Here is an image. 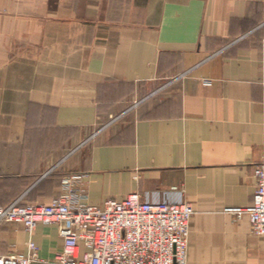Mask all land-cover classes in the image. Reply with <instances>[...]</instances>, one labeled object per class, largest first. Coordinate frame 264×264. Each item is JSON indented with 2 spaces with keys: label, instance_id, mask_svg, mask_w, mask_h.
<instances>
[{
  "label": "crops",
  "instance_id": "crops-1",
  "mask_svg": "<svg viewBox=\"0 0 264 264\" xmlns=\"http://www.w3.org/2000/svg\"><path fill=\"white\" fill-rule=\"evenodd\" d=\"M263 157L264 0H0V206L81 175L90 205L190 203L188 264H264L226 212L252 204ZM34 239L62 250L54 226Z\"/></svg>",
  "mask_w": 264,
  "mask_h": 264
},
{
  "label": "built area",
  "instance_id": "built-area-1",
  "mask_svg": "<svg viewBox=\"0 0 264 264\" xmlns=\"http://www.w3.org/2000/svg\"><path fill=\"white\" fill-rule=\"evenodd\" d=\"M254 176L252 204L226 212L247 215L252 234L264 240V157ZM84 178L65 177L62 192L48 204L0 206V226L21 225L28 236L26 253L0 256V264H188L196 214L190 203L152 202L136 192L90 205L80 187ZM40 225L57 227L63 242L50 261L40 259L34 239Z\"/></svg>",
  "mask_w": 264,
  "mask_h": 264
},
{
  "label": "rangeland",
  "instance_id": "rangeland-1",
  "mask_svg": "<svg viewBox=\"0 0 264 264\" xmlns=\"http://www.w3.org/2000/svg\"><path fill=\"white\" fill-rule=\"evenodd\" d=\"M23 234L28 237L25 229L21 225L4 224L0 226V255H15L21 253L19 252L18 244Z\"/></svg>",
  "mask_w": 264,
  "mask_h": 264
}]
</instances>
